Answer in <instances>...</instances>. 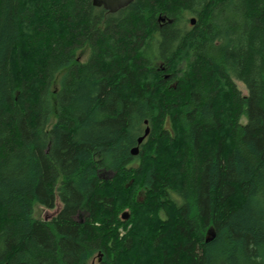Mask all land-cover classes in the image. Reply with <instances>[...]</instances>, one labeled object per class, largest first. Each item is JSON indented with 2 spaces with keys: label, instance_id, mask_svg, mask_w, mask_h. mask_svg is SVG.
<instances>
[{
  "label": "trees",
  "instance_id": "16d2710c",
  "mask_svg": "<svg viewBox=\"0 0 264 264\" xmlns=\"http://www.w3.org/2000/svg\"><path fill=\"white\" fill-rule=\"evenodd\" d=\"M100 255L264 264V0H0V264Z\"/></svg>",
  "mask_w": 264,
  "mask_h": 264
},
{
  "label": "water",
  "instance_id": "95a60500",
  "mask_svg": "<svg viewBox=\"0 0 264 264\" xmlns=\"http://www.w3.org/2000/svg\"><path fill=\"white\" fill-rule=\"evenodd\" d=\"M134 0H93V4L96 7L99 8H104L106 11L114 14L119 12L120 10L128 7L131 3H133ZM196 22L195 19L191 20V24L194 25ZM146 124H148V121L145 122ZM151 128L147 127L145 134L141 137H139L138 139V146L134 147L131 150V154L133 156H137L140 152V145L143 143V141L145 140V138L150 134ZM129 218V213L126 212L124 213L123 219L127 220ZM100 260H101V255H100ZM95 264V263H93Z\"/></svg>",
  "mask_w": 264,
  "mask_h": 264
},
{
  "label": "rangeland",
  "instance_id": "374dc122",
  "mask_svg": "<svg viewBox=\"0 0 264 264\" xmlns=\"http://www.w3.org/2000/svg\"><path fill=\"white\" fill-rule=\"evenodd\" d=\"M87 59V52L85 53V55H82V59L81 60H85L86 61ZM239 87L241 88V90L246 93V88L241 84V83H238ZM112 175L111 173L108 174V176ZM62 207L60 201L58 200L57 201V206L55 209H47L43 206H40V205H37L36 208H35V213H34V217L37 218V219H49L53 216H55L57 214V212L60 210V208ZM127 211H125L124 213H126ZM124 213L122 214V216H124ZM101 261L100 260V257L97 259L95 258L91 263L89 264H98V261Z\"/></svg>",
  "mask_w": 264,
  "mask_h": 264
}]
</instances>
